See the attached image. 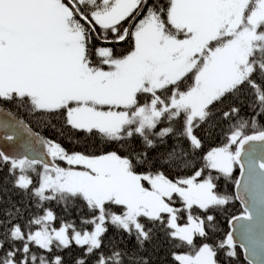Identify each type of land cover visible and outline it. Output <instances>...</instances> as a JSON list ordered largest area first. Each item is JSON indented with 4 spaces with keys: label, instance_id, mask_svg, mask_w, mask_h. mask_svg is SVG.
Here are the masks:
<instances>
[{
    "label": "snow or ice",
    "instance_id": "6c2138e0",
    "mask_svg": "<svg viewBox=\"0 0 264 264\" xmlns=\"http://www.w3.org/2000/svg\"><path fill=\"white\" fill-rule=\"evenodd\" d=\"M0 130V264H264V0H0Z\"/></svg>",
    "mask_w": 264,
    "mask_h": 264
},
{
    "label": "trees",
    "instance_id": "16d2710c",
    "mask_svg": "<svg viewBox=\"0 0 264 264\" xmlns=\"http://www.w3.org/2000/svg\"><path fill=\"white\" fill-rule=\"evenodd\" d=\"M32 127L34 128L35 131L39 132L41 135L45 136V137H51L53 139H57V136L55 134L54 131L48 129V128H45L43 125H37L35 123H33ZM59 142L61 144H63L66 148H69L70 150L72 149L73 145L71 143H69L68 139L67 138H59ZM234 178L236 176V170L234 171ZM232 188H233V184L231 182H224L223 180L221 181V190L222 191H225L227 193H232ZM241 212L240 210V207L239 205L236 203V201H234L233 205L230 206L229 208V217L233 214L237 215ZM221 227L227 231V227H228V224L226 223V221H224V219L222 218L221 220ZM160 258L163 259L165 253L164 251H161L160 252ZM240 264H246L241 255H240Z\"/></svg>",
    "mask_w": 264,
    "mask_h": 264
},
{
    "label": "water",
    "instance_id": "95a60500",
    "mask_svg": "<svg viewBox=\"0 0 264 264\" xmlns=\"http://www.w3.org/2000/svg\"><path fill=\"white\" fill-rule=\"evenodd\" d=\"M4 135H5V132L3 130H0V149H4V148H9L10 149L12 147V144H11V142H7V141H5L3 139V136ZM239 178H240V170L238 172V175H237V178L236 179H239ZM234 192H235V187H233V193ZM237 202H238V204L240 205V207H241V209L243 211V205L239 201H237ZM228 228H229V226H228ZM239 250H240V252H241V254L243 256L244 261H246V263H248L247 259L245 258L243 249L239 248Z\"/></svg>",
    "mask_w": 264,
    "mask_h": 264
}]
</instances>
